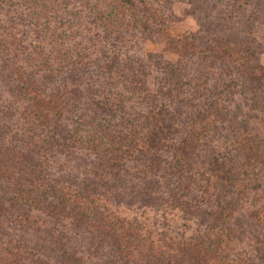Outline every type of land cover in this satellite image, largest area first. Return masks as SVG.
<instances>
[{"label": "trees", "instance_id": "1", "mask_svg": "<svg viewBox=\"0 0 264 264\" xmlns=\"http://www.w3.org/2000/svg\"><path fill=\"white\" fill-rule=\"evenodd\" d=\"M158 1L0 0V264H264V0H189L178 37ZM96 196L198 228L150 244Z\"/></svg>", "mask_w": 264, "mask_h": 264}, {"label": "rangeland", "instance_id": "2", "mask_svg": "<svg viewBox=\"0 0 264 264\" xmlns=\"http://www.w3.org/2000/svg\"><path fill=\"white\" fill-rule=\"evenodd\" d=\"M124 6L126 7V5L121 6L115 1H109L106 5L103 3L101 8H109L113 12H123L126 15L128 14V11L125 10ZM147 8L149 10H147L145 14L151 20L156 22L159 21V10L164 12V16H161L162 18H171L168 29L170 34L174 37L182 36L187 33H195L198 30L199 25L196 18L191 14L189 0H171V4H166L165 7L162 8L159 7V3L154 2ZM150 11L158 14V16H149ZM141 17L142 16H139V18ZM126 18L127 19L125 21L128 23L132 21L130 15L126 16ZM151 23L152 22H148V24ZM127 31L137 36L130 40V46L128 48L129 52H131L129 54L130 56H135V58H137L144 55H149L150 53L158 55L162 53L161 45L140 38L141 34L144 36L140 26H133L132 24L131 28H127ZM166 57L170 58L171 60H174L175 58L170 53L166 54ZM262 63L264 65V55L262 56ZM84 155H90V153L78 152L73 154H57L51 164L57 171L65 173V177L73 178L77 176V180L81 181L84 176L80 171H78L79 168L76 165L81 160H84ZM91 159H93L92 156L85 158V160L89 161L87 163H90V161H92ZM133 163L134 162H131L128 165ZM94 200L98 203L108 205L109 209L121 218L133 222H139L138 224L142 226V233L149 239L148 242L150 244L152 242L157 244L165 242L168 243L173 237L178 239H186L187 237H190L192 234H194V231L198 228L196 221L188 219L187 214L183 210L178 207H172L170 204H167L165 207L151 205L142 206L140 204L117 205L111 202L109 198L100 196L94 197ZM65 224L67 225V223Z\"/></svg>", "mask_w": 264, "mask_h": 264}]
</instances>
